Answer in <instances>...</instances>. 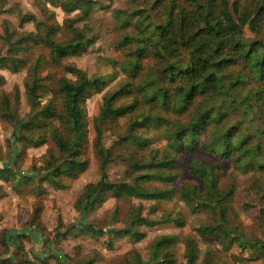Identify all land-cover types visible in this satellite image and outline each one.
Returning a JSON list of instances; mask_svg holds the SVG:
<instances>
[{
	"label": "trees",
	"instance_id": "trees-1",
	"mask_svg": "<svg viewBox=\"0 0 264 264\" xmlns=\"http://www.w3.org/2000/svg\"><path fill=\"white\" fill-rule=\"evenodd\" d=\"M47 2L59 6L66 14L79 10L81 15L80 18L77 17L78 19L87 17L94 4L93 0H47ZM173 4L174 1L169 5V15L164 23L155 24L149 32H145L144 23L138 20L137 32L123 35L120 43L137 42L132 50V58L126 61V69L131 75L139 68L138 58L145 55L149 46L157 55L163 57L164 62L156 76L135 84L140 96L150 102V105L140 118L134 117L129 122L128 129L121 139L139 149L145 148L149 145V139L138 130L163 122L168 136L167 147L160 154L157 151L152 152L147 158L124 152L128 178L114 180L109 178L107 173L108 163L114 157L113 150L103 144L98 128L94 148L99 157L100 176L93 182H87L79 192L75 201V207L79 211L96 208L109 195L116 198L134 197L155 201L171 199L176 193L172 183L178 177V172L173 171L171 167L176 163L177 155L185 149L200 148L222 158H230L234 168L240 172L264 167L261 159L264 155V126L260 127L258 123L252 125L254 118L264 115V37L247 41L242 35L246 23L255 31L261 29L264 34V0L245 6L240 4L239 0H235L232 8L229 7V0H221L219 14L202 11L198 17L202 22L201 29L195 33L194 41L191 42L192 54L186 57L174 54L178 49L174 43L187 45L188 40L184 39V31L190 21L182 10L179 11L178 18L171 17ZM17 20L20 26L25 22H32L36 31H21L9 40L12 33L5 24L4 36L10 41V50L27 48L30 44L41 42L48 47L51 57L56 59L67 54L84 52L92 40L90 36L77 31L66 41H56L52 37L57 28L56 24L45 23L33 12L20 11ZM126 21L129 20L125 18L124 22ZM177 34L179 39L176 37ZM24 63L25 59L18 55L0 56V67L17 70ZM229 64L238 66L235 75L221 72ZM63 67L67 71L78 73V77L59 78L58 91L61 94L59 106L53 99L42 104L34 99L38 96L36 88L41 85L35 76L31 84H26L28 102L34 110L27 117L18 116L16 110L12 108L13 103L8 94L0 95V115L13 121L14 139L25 145L26 143L39 145L45 141L44 134L34 136L29 132L31 129L40 127L51 118L60 121L58 125L51 123L49 126V135L61 152L60 160L47 159L42 167L43 171L49 174L43 179H48L59 188L65 186L61 176L76 177L88 166L87 158L81 156L88 130L84 99L105 84L101 76L87 77L80 74L74 65L67 64ZM149 80L152 81L151 85L148 84ZM4 81L5 77L0 74V85ZM129 86L130 82L123 83L117 90L103 98L101 116L126 114L136 107V98L128 103L118 105L113 103L118 94L132 91ZM18 94L15 95L14 104L18 102ZM197 96L200 98L196 100ZM156 108L176 113L187 112L188 117L184 122L179 120L170 122L166 116L158 113V110L154 111ZM233 108L236 111L228 118ZM22 130L28 133H23ZM187 167L191 173L200 177L202 185L197 182H181L178 188L179 198L190 209L204 207L209 209L212 215L210 220L198 224L196 232L211 236L217 234L224 251L234 245L242 252L245 250L255 252L254 256H244L241 252L233 253V264L242 260L262 258L264 241L260 238L247 237L236 225L233 227L229 222L224 198L232 192L234 185L231 184L225 190L219 187L217 162L206 163L192 159ZM30 178L32 177L27 174L18 175L9 164L0 166L2 180H16L19 184L22 179ZM152 182L162 185L152 186ZM142 208L141 203L132 206L124 218L123 226L108 228L107 232L111 237L128 236L133 240H140L145 236V230L141 226L151 227L164 222L182 226L185 223L183 212L163 211L155 214L158 211L156 203L150 204L144 214ZM39 211V204L35 205L34 218L38 217ZM81 225L93 235L103 233L102 228L92 222H81ZM38 227L43 230V227ZM178 237L176 233L155 236L150 242L147 258H143L139 251L134 250L133 258L125 257V264H173L176 261L173 247L180 239L184 246V259L180 264H225L218 250L212 246L205 247L204 254L199 260L200 247L194 235L186 234L180 239ZM58 256L56 257L58 264H63L60 262L61 256ZM0 264L39 263L28 257L13 259L9 255H1Z\"/></svg>",
	"mask_w": 264,
	"mask_h": 264
},
{
	"label": "rangeland",
	"instance_id": "rangeland-1",
	"mask_svg": "<svg viewBox=\"0 0 264 264\" xmlns=\"http://www.w3.org/2000/svg\"><path fill=\"white\" fill-rule=\"evenodd\" d=\"M172 1L174 4L171 17L178 18L179 11L182 10L190 21L189 25L185 22L184 39L188 40L187 45L174 43L178 46L174 54L186 57L192 54L191 42L194 41L195 33L201 29L199 14L202 11L219 14L221 0H93L94 4L89 15L82 19H78L81 15L79 10L66 14L59 6L47 0H0V56L14 54L25 59V63L17 70L0 67V74L5 77V81L0 85V95L2 93L9 95L13 103L12 108L20 118L27 117L34 111L28 102L26 91V84L32 83L33 76L41 84L36 88L38 96L34 99L39 100L40 104L53 99L58 106L61 100L58 91L59 78L78 77V73L65 70L64 65H74L79 69L80 74L87 77L101 76L105 81L100 90L92 91L84 99L88 130L81 156L87 158L88 166L76 177L61 176L65 184L62 188L55 187L48 179H43L47 172L42 169L47 159L60 160L61 152L49 135L50 124L58 125L60 121L51 118L40 127L31 129L29 132L34 136L44 134L45 141L39 145L30 143L25 145L14 139L13 121L0 115V166L9 164L18 175L27 174L32 177L28 180L22 179L19 184L16 180L0 179V256L9 255L13 259L28 257L39 264H58L56 258L58 255L61 256L60 262L63 264H125V257L131 258L134 250L139 251L143 258H147L151 240L163 233H176L179 239L186 234L194 235L200 247L199 260L206 246L218 250L225 264H233V253L241 252L244 256H254L255 252L246 250L242 252L234 245L224 251L217 234L211 236L196 232L195 228L201 221L212 218L211 212L204 207L190 209L179 198L178 188L183 181L202 185L200 177L191 173L187 167L192 159L206 163L217 162L219 187L225 190L231 184L234 185L232 192L224 198L230 224L233 227L236 225L247 237L260 238L264 241V167L240 172L234 168L230 158H222L200 148L185 149L177 155L176 163L171 167L173 171L178 172V177L172 183L176 193L169 200L116 198L109 195L102 204L92 210L79 211L75 207L76 198L83 186L100 176L99 157L94 148L98 128L101 131L103 144L113 150L114 157L108 163L107 173L108 177L114 180L128 178L126 176L128 165L124 159V152L147 158L152 152L157 151L160 154L167 147L168 136L163 122L160 125H148L138 130L149 139V145L145 148L139 149L121 139L128 129L129 122L134 117L140 118L150 105V102L140 96L135 84L140 83V80L156 76L164 62L163 57L157 55L149 46L145 55L138 58L139 68L131 75L126 69V61L132 58V50L137 42L120 43L123 35L137 32L138 20L144 23L142 27L145 32H149L155 24L164 23L169 15L168 9ZM234 1L229 0V7L232 8ZM257 1L239 0L244 6L255 4ZM20 11L33 12L45 23L56 24L57 28L52 33L56 41H66L77 31L90 36L92 40L84 52L67 54L56 59L51 57L48 47L41 42L30 44L27 48L10 50L9 40L16 37L19 32L36 31L32 22L18 25L17 16ZM125 18L129 21L124 22ZM5 24L12 33L9 40L4 36ZM174 30L177 32V28ZM242 35L247 41L264 37L261 29L255 31L248 26V23L244 25ZM169 36L171 39V33ZM176 37L179 39V34ZM237 71L238 66L230 64L221 70L229 75H235ZM126 82H130L129 87L132 91L118 94L113 103L114 105L128 103L136 98V107L126 114L101 116L103 98ZM148 84L151 85L152 81L149 80ZM16 93H19V99L17 104H14ZM199 98L200 96H197L196 100ZM157 110L170 122L174 120L184 122L188 117L187 112L176 113L171 110L154 109ZM235 111V108L231 109L228 118ZM262 119L264 120V115L254 118L252 125L258 123L260 127L264 126ZM22 132L28 133L25 130ZM261 159L264 162V155ZM156 185L162 184L152 182V186ZM138 203L143 205V214L152 203L158 205L155 214L163 211L183 212L185 223L182 226H176L173 222H164L151 227L141 226L145 230V236L140 240H133L128 236L111 237L107 229L123 226L125 216L131 207ZM38 204L40 211L38 217L34 218L33 210ZM81 222H92L102 228L103 233L93 235L85 230ZM38 226L43 227V230ZM183 250L184 246L180 239L173 247L176 256L173 264H180L183 261ZM239 262L235 264H264V256Z\"/></svg>",
	"mask_w": 264,
	"mask_h": 264
}]
</instances>
